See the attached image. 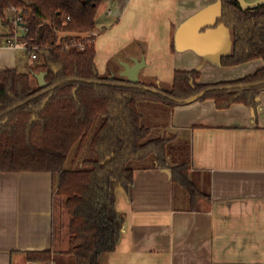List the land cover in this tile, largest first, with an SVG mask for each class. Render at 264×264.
<instances>
[{
	"label": "crops",
	"instance_id": "0c3cea01",
	"mask_svg": "<svg viewBox=\"0 0 264 264\" xmlns=\"http://www.w3.org/2000/svg\"><path fill=\"white\" fill-rule=\"evenodd\" d=\"M103 3L107 7L99 12ZM220 13V0H100L97 71L119 76L123 67L112 64L115 56L136 44L124 62L143 59L140 82L141 76L154 78L156 84H145L159 88L171 86L175 71H197L202 83L254 73L262 60L220 65L221 56L233 52L232 30L214 26ZM30 56L0 41V71L23 69L33 77ZM159 109L169 114L173 134L169 163H186L208 197L191 209L170 169H136L132 184L115 190L123 224L115 251L102 254L99 264H264V89L256 109L233 104L219 110L212 100ZM179 148L184 155L177 160ZM55 179L49 173L0 172V264H43L27 257L48 250L50 264L70 257L69 217L55 195Z\"/></svg>",
	"mask_w": 264,
	"mask_h": 264
},
{
	"label": "trees",
	"instance_id": "16d2710c",
	"mask_svg": "<svg viewBox=\"0 0 264 264\" xmlns=\"http://www.w3.org/2000/svg\"><path fill=\"white\" fill-rule=\"evenodd\" d=\"M220 2L214 26L222 24L233 32V52L221 56L220 65L262 60L263 66L242 78L215 83L200 82L197 71H175L165 90L98 73L94 33L100 0H0V41L13 38L19 24L17 40L29 56L36 54L32 71L45 72L47 82L39 87L29 74L0 71V172L55 176V195L69 217L68 254L74 264H99L102 254L115 251L123 224L115 190L127 189L136 169H170L173 184L186 192L191 209L208 197L191 180L186 163H169L170 138L150 137L138 104L172 109L203 93L197 100H212L219 110L233 104L256 109L264 89V5L241 10L235 0ZM85 145L88 157L82 156ZM71 157L77 162L67 167ZM30 256L28 261H53L50 250Z\"/></svg>",
	"mask_w": 264,
	"mask_h": 264
},
{
	"label": "rangeland",
	"instance_id": "374dc122",
	"mask_svg": "<svg viewBox=\"0 0 264 264\" xmlns=\"http://www.w3.org/2000/svg\"><path fill=\"white\" fill-rule=\"evenodd\" d=\"M105 7H107V4H105V3L101 4L99 12H103L105 10ZM10 14H12V13H10ZM136 48H137V45L134 44L131 46V49L123 50L122 52H120L119 54H117L115 56V59L112 62V64L116 65L117 68L120 69L122 64H127L124 61L126 60V55L129 52V50H133ZM21 71H22V73H23V71L26 72V70H23V69H20V72ZM120 73L121 72H119V74H118L119 76H120ZM140 78H141V81L144 83H154V84L157 83L154 78H152V79L147 78L146 79V78H143L142 76ZM162 87L165 90L170 89V85L163 84ZM161 107L162 106H159L156 104H146V103H139L138 104V108H139L140 112L142 113V119H143L142 122L144 123L145 126L149 127L151 130L150 137L165 136L167 138H171V137H173V134H172V131H170L168 129V124H167V122L169 121V114H167V112H165V114H163L162 111L159 109ZM96 125L97 124H95V126L93 127V130L91 131L90 136L96 130ZM84 147H85V153H84V155L82 154V156L88 157L90 155V151L86 145ZM181 155H184L182 148L176 149L175 157L177 158L178 156H181ZM177 160H180V159L177 158ZM76 162L77 161L74 160V157H71V159H69L67 162V167H69V163L71 166H75ZM65 264H74V259L71 255H70V257H68L66 259Z\"/></svg>",
	"mask_w": 264,
	"mask_h": 264
},
{
	"label": "water",
	"instance_id": "95a60500",
	"mask_svg": "<svg viewBox=\"0 0 264 264\" xmlns=\"http://www.w3.org/2000/svg\"><path fill=\"white\" fill-rule=\"evenodd\" d=\"M235 1L240 6L241 10H251V9H255L259 6L264 5V0H254V1L235 0ZM132 62H133V65L122 64L123 71L120 73V76L126 78L127 81L131 84H138L140 82L138 73L145 66V62L143 59L140 61L137 59H133ZM33 77L36 79L39 87L47 86V82L45 81V77H46L45 72L34 73ZM110 78H113V77H110ZM142 89L153 92V93L157 92V90L149 88V87H142ZM202 95L203 93L197 94L189 99L184 100V102L186 104L190 103L194 100H197Z\"/></svg>",
	"mask_w": 264,
	"mask_h": 264
},
{
	"label": "built area",
	"instance_id": "2783aa9c",
	"mask_svg": "<svg viewBox=\"0 0 264 264\" xmlns=\"http://www.w3.org/2000/svg\"><path fill=\"white\" fill-rule=\"evenodd\" d=\"M20 21H21V18L19 16H15V22L19 23ZM19 31H21V30H20L19 24H17L15 26V31H14L15 35H14V37L11 38V39H8L5 42L7 46L15 48V49H17V48H23L24 49V47H25L24 43L19 41V40H17V35L19 34ZM31 58L33 60H35L36 59V54L32 53L31 54Z\"/></svg>",
	"mask_w": 264,
	"mask_h": 264
}]
</instances>
